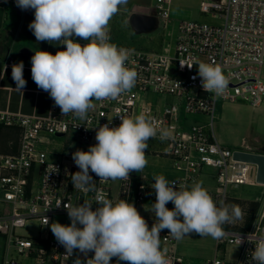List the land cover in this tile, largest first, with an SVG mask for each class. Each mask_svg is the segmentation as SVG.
Wrapping results in <instances>:
<instances>
[{
	"label": "built area",
	"instance_id": "built-area-1",
	"mask_svg": "<svg viewBox=\"0 0 264 264\" xmlns=\"http://www.w3.org/2000/svg\"><path fill=\"white\" fill-rule=\"evenodd\" d=\"M171 2L156 0L153 15L160 21L167 20ZM200 9L203 13H211L220 23L181 22L174 57L128 48L133 52L126 66L138 73L135 87L117 100H93L95 107L88 112L86 120L81 121L71 114L63 116L53 100L47 118L0 113V125L19 132L17 152L0 153V235L6 238L4 251H0V264H73L77 256L81 264H87L93 252H89L87 257L78 251L66 256L65 248L51 237L48 230L54 217L68 214L64 205L88 201L93 203L95 210L94 198L98 194L114 203L127 200L136 207H148L156 200L152 189L155 181L146 182V175L138 177L133 172H130L129 180L119 179L115 183L111 179L101 182L99 177L90 173L97 190L88 193L76 190L71 177L80 169L72 159L73 153L65 150L59 153L58 161H51V152L42 148V131L63 139L66 148L77 142L87 151L97 143L95 136L100 126L111 120L110 127H117L121 123L119 116L134 118L143 113L157 126L170 128L173 132V138L169 140L150 139L146 157L149 154L163 155L170 160L179 174L170 182H174L178 190L181 185L190 187L196 183L206 167L216 172L218 188L210 195L217 204L220 201L226 203L228 186L256 184V166L234 158L235 152L245 150L229 149L217 140L213 119L218 100L229 103L245 101L253 108L262 106L264 0H201ZM76 42L82 46L86 43ZM65 49L66 45H61V50ZM193 58L222 67L229 79L224 95L216 97L203 91L197 65L191 69L186 65L181 68L180 61L192 63ZM194 76L197 77L195 80L192 79ZM149 92L172 97L174 101L153 108L144 98ZM183 113H201L209 116L210 122L185 127ZM66 135H70L67 140L64 139ZM252 171L255 172L253 176ZM166 207L172 209L174 205L169 202ZM142 217L149 228L156 222L154 215ZM256 219L246 230L230 229L225 225L226 235L216 240L213 258L206 259L203 264H255L251 260V252L257 240L264 237V220L256 226ZM30 222L47 229L34 237L15 233ZM239 236L243 242L238 245ZM160 240V248L169 264H179L176 240L169 230L160 232ZM228 245L239 248L235 261L219 258L220 248ZM110 264H117V258H112Z\"/></svg>",
	"mask_w": 264,
	"mask_h": 264
},
{
	"label": "clouds",
	"instance_id": "clouds-1",
	"mask_svg": "<svg viewBox=\"0 0 264 264\" xmlns=\"http://www.w3.org/2000/svg\"><path fill=\"white\" fill-rule=\"evenodd\" d=\"M128 3L129 0H15L21 10H34L28 28L37 42L66 45L65 50L55 54L38 50L31 57L32 80L38 89L48 93L63 116L71 114L86 120L95 107L93 100H117L135 87L138 73L126 66L133 50L110 42V20ZM77 37L86 43L82 46L76 42ZM185 65L189 69L198 66L197 75L204 92L216 97L226 93L229 79L221 66L196 58L192 63L180 61L181 68ZM23 69L20 61L12 65L11 72L15 89L22 93L27 85ZM119 119L117 127H110L111 120L100 126L95 136L97 143L87 151L78 149L72 154L80 169L71 177L76 190L85 193L97 190L90 173L101 182L129 180L130 172L140 173L146 167L150 139L173 138L170 128L157 126L143 113ZM154 181L156 200L151 212L156 222L151 228L134 204L124 199L114 203L98 194L94 198L98 205L95 210L88 201L64 205L70 225L53 222L50 228L56 241L65 248L66 256L78 251L87 257L93 252L87 264H110L114 257L117 264L120 261L169 264L160 248L162 230H169L177 241L192 233L219 240L226 235L225 225H233L244 217L239 205L223 201L217 204L201 182L190 187L181 185L178 190L163 175L154 177ZM169 202L174 205L172 209L166 207ZM260 220H264V204L258 211L256 226ZM242 242L239 236L238 245ZM251 260L264 264V237L255 243ZM73 264H81L79 256Z\"/></svg>",
	"mask_w": 264,
	"mask_h": 264
},
{
	"label": "rangeland",
	"instance_id": "rangeland-1",
	"mask_svg": "<svg viewBox=\"0 0 264 264\" xmlns=\"http://www.w3.org/2000/svg\"><path fill=\"white\" fill-rule=\"evenodd\" d=\"M201 0H172L170 17L167 20H159L158 27L149 33H139L135 31L127 20L125 13L118 12L110 20V36L111 43L118 47L132 48L144 52H154L167 57L175 56V49L177 37L179 36V25L183 21H192L198 23L219 24L220 20L212 16L211 13H203L200 9ZM140 4L153 10L156 7V0H140ZM76 40L86 42L80 38ZM262 78L264 80V65L262 67ZM145 101L151 107L158 104L167 105L174 100L172 97L161 95L154 92H149L144 96ZM215 115L213 119V131L217 140L229 149L247 150L242 146V141L250 143L253 141L255 135L264 137V100L260 108H253L245 101H238L236 103L223 102L218 100L215 106ZM184 126L191 127L192 125H206L210 122V117L201 113L184 114L182 115ZM14 132L12 135L14 136ZM40 137L43 141L42 148L51 152L49 157L51 161L59 160V153L64 151L63 139L53 137L52 135L42 131ZM70 135L64 137L67 140ZM154 146H161L159 143H151ZM163 147V145H162ZM165 147V145H164ZM83 150V146L77 142L70 144L66 149L67 152L74 153L77 150ZM5 150L0 148V153ZM148 163L142 172L138 173L132 171L134 175L140 177L146 175V182L153 180L152 178L163 175L168 181L178 177L177 171L172 167L170 160L163 156H155L149 154L146 157ZM252 171V176L254 175ZM216 172L212 168H204L199 175L197 182H201L203 187L214 194L217 191L218 184L215 178ZM119 179L113 181L117 182ZM259 186V185H257ZM259 190L260 187H258ZM257 193L256 189L248 186H228L227 188V204H233L231 199L250 197L254 198ZM153 201L151 204H153ZM230 202V203H229ZM98 207V205H97ZM147 213L142 208L139 213ZM247 215H244V218ZM238 220L233 225H227V228L239 230L242 229L246 221ZM53 222H59L63 225H70L71 221L68 214H62L54 217ZM78 227H82L78 225ZM47 228L39 226L35 222L28 223L24 228L16 230V234L24 237H34L42 234ZM51 237L55 239L51 228H48ZM4 236L0 235V251L3 252L5 248ZM216 239L211 236H200L192 233L190 236H185L182 240L176 241V250L179 257V264H203L206 259L213 258L215 254ZM219 258L235 261L239 252V248L234 245L222 246ZM1 261V256H0Z\"/></svg>",
	"mask_w": 264,
	"mask_h": 264
},
{
	"label": "crops",
	"instance_id": "crops-1",
	"mask_svg": "<svg viewBox=\"0 0 264 264\" xmlns=\"http://www.w3.org/2000/svg\"><path fill=\"white\" fill-rule=\"evenodd\" d=\"M139 1L140 0H129L127 6H122L119 12L125 13L127 15V20H129L131 14L135 12L153 14V10L150 11L149 8L140 4ZM33 19L34 10H21L16 6L15 0H0V113L33 118H47L50 114L52 99L47 92L38 89L37 85L32 80L31 57L34 55L35 51L38 50L55 54L57 51H61L62 44L37 42L35 36L28 28L29 23ZM25 48H28L30 53H24L23 56H20V51ZM20 61H23V76L27 81L23 93L15 89L16 85L11 76L12 65ZM16 131L18 130L4 126L0 131V148L5 150L3 154H14L17 152L18 140L15 134L14 136L12 135V133ZM241 145L246 147L247 150L245 151L264 154V137L260 135H255L253 141L250 143L243 140ZM64 148L66 150L68 146L67 148L64 146ZM152 179L154 180V178ZM245 186L257 190L254 198L239 197L231 199L230 202L239 205L244 215H247V217H243L244 220L247 222L250 219L252 224L257 218L261 205L264 204V185L254 184ZM258 187H260L261 190H259ZM151 205L152 204L148 207H135L138 212L140 208L147 212L140 213V215L153 217L154 214L151 212ZM244 228L245 226L239 230H244ZM119 264H128V262L120 261Z\"/></svg>",
	"mask_w": 264,
	"mask_h": 264
},
{
	"label": "water",
	"instance_id": "water-1",
	"mask_svg": "<svg viewBox=\"0 0 264 264\" xmlns=\"http://www.w3.org/2000/svg\"><path fill=\"white\" fill-rule=\"evenodd\" d=\"M130 26L139 33H149L158 27V18L150 13L135 12L129 17ZM30 53L28 48L20 51V56ZM234 158L248 162L256 166V184L264 185V154L248 151H238L234 153Z\"/></svg>",
	"mask_w": 264,
	"mask_h": 264
},
{
	"label": "trees",
	"instance_id": "trees-1",
	"mask_svg": "<svg viewBox=\"0 0 264 264\" xmlns=\"http://www.w3.org/2000/svg\"><path fill=\"white\" fill-rule=\"evenodd\" d=\"M2 129H3V126L0 125V131H1ZM15 137H16L17 140L19 139V132H18V131L15 132ZM250 224H251V220L249 219V220L246 222V224H245V228H244V230L247 229V228L250 226Z\"/></svg>",
	"mask_w": 264,
	"mask_h": 264
}]
</instances>
